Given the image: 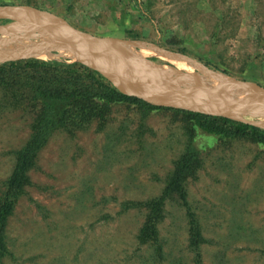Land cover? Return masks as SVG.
<instances>
[{
	"label": "rangeland",
	"instance_id": "374dc122",
	"mask_svg": "<svg viewBox=\"0 0 264 264\" xmlns=\"http://www.w3.org/2000/svg\"><path fill=\"white\" fill-rule=\"evenodd\" d=\"M0 6L37 8L91 36L136 42L137 48L122 45L133 69L207 72L264 89V0H0ZM11 23L0 18V27ZM43 60L80 63L55 53ZM7 118L0 119V194L26 137V124ZM183 120L169 110L145 115L123 107L102 130L92 125L75 136L55 135L9 219L4 264H194L185 207L166 203L163 259L138 245L145 209L130 207L161 193L187 140ZM194 145L202 166L185 189L207 240L201 264H264V146L199 132Z\"/></svg>",
	"mask_w": 264,
	"mask_h": 264
},
{
	"label": "trees",
	"instance_id": "16d2710c",
	"mask_svg": "<svg viewBox=\"0 0 264 264\" xmlns=\"http://www.w3.org/2000/svg\"><path fill=\"white\" fill-rule=\"evenodd\" d=\"M123 107L140 108L145 115L169 110L179 113L186 122L187 140L161 193L145 202L132 203L130 207L145 209V219L136 240L140 246L152 247L158 259L164 256L159 225L166 215L167 201L176 200L185 207L187 249L193 255V263L201 264L200 249L207 240L195 214L190 212L185 189L186 181L202 166L194 140L199 132L215 136L224 143L247 140L264 146V130L223 117L152 106L121 93L97 71L81 63L39 59L0 63V119L10 117L26 124V137L14 152L13 169L0 194V264L11 254L7 242L9 219L30 185L29 174L40 152L57 134L75 136L92 125L102 130L110 122L114 110ZM7 121L10 120L7 118Z\"/></svg>",
	"mask_w": 264,
	"mask_h": 264
},
{
	"label": "water",
	"instance_id": "95a60500",
	"mask_svg": "<svg viewBox=\"0 0 264 264\" xmlns=\"http://www.w3.org/2000/svg\"><path fill=\"white\" fill-rule=\"evenodd\" d=\"M0 18L13 21L8 26L0 27V34L10 29L26 27L36 23H43L54 30H58L66 37L68 43L81 54L84 61L80 63L97 71L125 95L136 97L154 106L223 117L264 129V118L260 117V114L264 112V89L207 72L189 73L174 68H168V70L155 77H143L133 69L134 63L122 46L126 43L138 44L136 42L128 43L91 36L74 29L65 20L54 14L29 6H0ZM109 56L126 63V69L123 73L112 72L104 67L102 61L110 59ZM203 77H209L213 80L220 79L219 81L226 80L231 86L240 90L239 92L228 91L219 96L211 95L198 82L199 78ZM168 81L187 83L196 92V97L187 101L169 98L162 89V86ZM134 90H144L153 97L145 96ZM236 109L251 116V118L236 114L234 111Z\"/></svg>",
	"mask_w": 264,
	"mask_h": 264
},
{
	"label": "bare ground",
	"instance_id": "6f19581e",
	"mask_svg": "<svg viewBox=\"0 0 264 264\" xmlns=\"http://www.w3.org/2000/svg\"><path fill=\"white\" fill-rule=\"evenodd\" d=\"M32 27H21L10 29L2 32L3 35L0 36V62L19 60V59H48L51 57V53L57 54V57H63L69 60H75L83 62L81 54L73 48L67 41L66 37L61 34L58 30H54L52 27L45 25L43 23H36L30 25ZM133 48H137L136 44H123ZM149 49H145L148 51ZM144 51V49L142 50ZM155 51V50H152ZM156 52V51H155ZM129 55V54H128ZM130 56V55H129ZM173 58H178L177 56H172ZM132 57V56H130ZM102 61L105 68L112 72H124L126 69V64L120 59H115L110 57ZM183 64L190 66L186 60H177ZM177 66V64H176ZM191 67V66H190ZM137 73L141 74L143 77H155L166 69L159 67H144L138 65L134 69ZM168 70V69H167ZM220 80V79H219ZM216 80L207 77L204 80H199V84L203 87L205 91L211 95L219 96L228 91L239 92V88L231 86L226 80ZM224 84V86H222ZM163 91L167 94L169 98L174 100H193L196 97V92L191 89L190 85L185 82H181L178 85L176 81H168L162 86ZM174 92H171L173 91ZM145 96H152L146 91H136ZM236 114L241 115L245 118H251V116L244 114L240 110H234ZM260 117L264 118V112L260 114Z\"/></svg>",
	"mask_w": 264,
	"mask_h": 264
}]
</instances>
